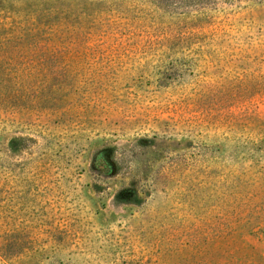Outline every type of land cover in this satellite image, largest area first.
I'll list each match as a JSON object with an SVG mask.
<instances>
[{"label":"rangeland","instance_id":"374dc122","mask_svg":"<svg viewBox=\"0 0 264 264\" xmlns=\"http://www.w3.org/2000/svg\"><path fill=\"white\" fill-rule=\"evenodd\" d=\"M0 264H264V0H0Z\"/></svg>","mask_w":264,"mask_h":264}]
</instances>
